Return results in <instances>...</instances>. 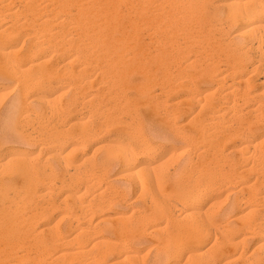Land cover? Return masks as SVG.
Instances as JSON below:
<instances>
[{
	"label": "bare ground",
	"instance_id": "1",
	"mask_svg": "<svg viewBox=\"0 0 264 264\" xmlns=\"http://www.w3.org/2000/svg\"><path fill=\"white\" fill-rule=\"evenodd\" d=\"M15 3L18 5V7L17 6L13 7L14 5H12V4H15ZM19 11H21V13ZM18 12L20 13V15L22 14V12L25 15L23 14L24 21L16 24L13 21L14 20H16L15 22L18 21L17 17H19V16L16 15V14H19ZM26 15H27V17H29L28 22L26 20L27 18L25 19ZM14 17H15V19H13ZM5 18L6 19L10 18L9 20H13V21L5 20ZM19 18H21V17H19ZM222 19H225L226 24L227 23H232V24L238 23V25H239L237 30H235L233 33L232 32L230 33V37L228 35H226V40H227V37L229 38V42L227 41L228 43H230V44L234 43V42L236 43L237 40L239 41L240 38H242L245 40L244 46L246 44L247 45L259 44L261 46V49H260V46H258V45H256V46H258L259 48L255 47L259 50V52L256 51L258 53V54H255V55H257V59L254 62H252L253 64H250L249 66L247 65L248 67H245L246 64L244 66H243L244 63L242 64L243 57H237V58H234L233 62H230L231 63L230 67L228 66V65H230V63L229 64L226 63L227 64L226 66H228L229 68L225 69L224 67H222L220 69V67L219 68L216 67V65L219 64V63H217V62H219V60L216 57H214L212 54V56L218 60L217 62L212 61L215 59L211 58L212 59L211 62L202 65L203 67L206 66L205 68H203L202 66H199L201 68L198 67V69H197L196 68L197 66L195 67V69H196L195 71L198 72V70H199L198 73L186 74L187 73L186 72L182 75L180 74L181 75L180 78L176 76V78H174V81L171 80V78H173L174 76L172 77L168 74L170 76V78H169L165 72V70L169 69V67L166 69V65H167L166 63L167 62L166 63L161 62V58H162V61L166 60V59L165 60L163 59V54L166 52V50H168V49L170 50V48H169L170 45L168 47H166V44H168V43L170 44V42L174 43L173 41L177 42L176 39L180 38L179 36H182L181 39L185 38L188 41V38H187L188 34L186 36H184V33H185L184 30H186V33L187 32L190 33L189 31L192 28L197 29L198 33L196 32L197 30L196 31L194 30L196 33L192 31L189 35H191V37L193 39H195L196 37L201 38V36L197 35V34H199V32H201V30L199 31V29L202 28L201 26L206 27V24L211 25V26H213V25H215V26L219 25L220 26V24H221L220 21ZM21 20H23V19H21ZM24 22L27 23V27L29 24L35 28L30 27L33 30H31L30 28H27V29H30V32L26 31L25 37L23 38L24 40L21 43L24 45L26 42V43H28L27 44L28 46H26L25 49H22L23 45L21 46V48L17 47L18 49H14L15 47L13 48V46H12L13 44L11 45V43L7 42V40L10 37V35H13L12 33L14 31H16V33H15L16 35L18 32H21V31L17 30V28L20 27L19 29L21 30L22 25H24ZM13 23H14V26H13ZM54 26L59 27V29L53 30L52 28ZM187 27H190L191 29L187 28ZM221 27H223V26L221 25ZM10 28H11V30H10ZM12 28L16 29V30H14L12 32V30H13ZM24 28L26 29L25 26L23 27V29ZM216 28H217V26H216ZM225 28L227 29L226 32L229 31L227 27H225ZM144 29H147L148 31H147V34L143 35ZM202 29H204V28H202ZM213 29H215V28H213ZM217 29H220V27ZM223 29H224V27L222 28V30ZM181 30H182V32H181ZM178 31L180 33H178V36H177L176 34ZM183 31H184V33H183ZM204 31L205 30H203V33L202 34L200 33V34L201 35L206 34V32H204ZM181 33H183V34L181 35ZM212 34H213V32H211V35ZM226 34H228V33H226ZM145 35H146V38H145ZM217 35H219V34H217ZM220 35H219V37H220ZM222 35H223V32H222ZM183 36H184V38H183ZM58 37H59V39H57ZM191 37L189 39L193 42ZM197 38H196V40L199 39V38L198 39ZM211 38H213V37H211ZM215 38H216V36H215ZM224 38H222V40ZM216 39H213V40L216 41ZM50 40H54V41H52V43L57 42L58 40H60V42H61V43H57L56 45H58V46L60 45V46L57 49L53 48L55 50L51 51V52H49L48 50L45 49L47 44L49 45V43L51 42ZM220 40L221 39L219 38V41ZM8 41H10V40H8ZM71 41H77L78 44L80 42L81 46L83 43V44H85L86 47L83 45L84 47L81 48V46H80L79 48H81L82 50L77 49L78 51H76V52L73 51V52H75L73 54L68 55L66 53L67 56L66 57H65V55L63 56V57H65V63L63 65H65V64H67V65L72 64L73 65V63L76 64V62L74 60L78 59L79 57L80 58L84 57L82 59V61H83L85 58H87V56L89 58V56L94 54V53L101 54L102 57L98 58V59L102 58L101 59L102 62L101 61L100 62L110 64L109 67H111V69L109 68L107 70L108 67L106 66V71L109 73H112L113 75L118 76L119 79L121 78L122 82L124 80L123 78H125V77L128 78V76H127L128 74L130 75L131 73H135V72H136V75L140 74L139 76L143 79L144 83L143 82L142 83L137 82L138 84H135L134 87H133V85L132 86L129 85L130 87H132L131 89L134 88L135 91L134 90L133 91L135 92L134 94L137 97L138 96L139 97H143V96L148 97L149 96L148 93H151V92H147V91H150L151 87H150V89L146 88L149 86L147 84V83H149L148 80L153 79V82H155L154 80H156V79H154V77H152V76H153V74H155L156 71L160 70L162 74H165V76L167 75L164 80L166 82L170 80V82H169V84H168V82L166 83L167 86L164 85L165 83L162 84L166 87L160 88L159 92H158V90L156 91L158 93L157 94L158 96H159V93H163L162 95H164V93H168V92L171 93L172 90H173V93H175L174 90L176 88H178V89H176V91L179 90V88H181V89L183 88L184 94H182V97H183L182 100L185 103L192 104V105L195 104L196 106H198V108H202L204 105H207L206 107L208 108V110L206 111V113L203 116H200L201 114L199 115V112L201 111V110H199V111L195 112L193 115H191L190 117H188L187 120L185 121L184 125L187 127H189V126L193 127L191 129L195 131L194 134L192 132L191 133L192 135H190V136L188 135V142H186L185 145L188 143L190 145H192L193 143L197 144L196 142H198V144H200L202 142L201 144L203 145V143L205 142L204 140H206L205 139L206 137H207V139L213 138V137H209V135H211V134H209L207 132L208 130L206 131L207 133L204 132L206 129L213 127V126H210V124H214V123L216 124L218 122L217 125H215L217 127L214 126L217 129L219 127L218 124L220 125L218 119L221 118L222 114L227 112L229 109H232L233 105H234L233 110H234V107H236V106L239 108V106H242V105L244 106V104L249 105V104L245 103L246 101L243 99L248 100L252 96H255V97L257 95L261 96L264 93V89L262 90L263 92L259 91L260 94L262 93L260 95V94H255V92L251 91L249 88L255 81L261 80L262 77L264 79L263 75L262 76L259 75L261 73L264 74V0H139V1H133V0H0V69H2L4 67L8 68V70H6V71H8V74L12 75L13 78H15L16 81H14V82H16V84L20 85L19 89L22 92V94L24 92V94L27 93L25 95H28V92L31 91L30 90L31 86L38 84V82L40 80L41 81H42V79L46 80L49 77H52V79H53L54 76H58L59 70L57 71L52 65H50L53 63L49 64L50 58H51V56L53 57L54 53H55L54 55H57V51H60L59 53L62 54L61 50L63 51L65 44L69 46V42H71ZM185 41L186 40H184V42ZM217 41H216V43H218ZM153 42L158 43L157 46L153 45V47L156 46L155 48H158V51L156 50V52H159V53H155V50H153L154 48L151 47L150 44H153ZM180 42H181V40H180ZM184 42H182V43H184ZM73 43L75 44L76 42H73ZM73 43H71V46H74V45H72ZM207 43L210 44V42H208V41H207ZM78 44L77 43L75 44L76 48L78 47L77 46ZM189 44L191 47H193L196 43L193 44V46L191 43H189ZM213 44H212V46H213ZM218 45H220V44H218ZM171 46H173V45H171ZM181 46L182 45H180L178 47H181ZM205 46L207 47V45H205ZM212 46H211V48L215 49V47H212ZM165 47L167 49H165ZM196 47H198V46H196ZM208 47H209V45H208ZM76 48L73 47V50H75ZM183 48H186V47L184 46ZM194 48H195V46H194ZM225 48H224V50H226ZM172 49L173 48L171 47V50ZM176 49L174 51H176ZM182 49L178 48L176 53L172 54V56L176 54V58H177V56L178 57L181 56V58H182V53L185 54V52H184L185 50L183 51ZM216 49H217V47H216ZM220 49H218V50L220 51ZM233 49H235V47ZM237 49H235V51ZM240 49H241V47H240ZM65 50L66 49H64V52H65ZM169 50L166 52L167 54H168V52L171 51V50L170 51ZM218 50L215 51V53L217 55H218V53L220 54V52H218ZM224 50L222 49L221 51H224ZM237 51H239V50H237ZM246 51H247V49H246ZM67 52H69V51H67ZM187 53H188V51H187ZM209 53L211 55V52H209ZM161 54H162V57H161ZM207 54L208 53H206V56H208ZM216 54H215V56H217ZM250 54H251V52H250ZM198 55H200V54H198ZM146 56L149 59L146 58V60H145L144 57H146ZM159 56H160V58H159ZM164 56H165V54H164ZM168 56H171V54ZM220 56H222V55H220ZM246 56H249V55H246ZM218 57H219V55H218ZM172 58H175V57L173 56ZM203 58L205 59V55ZM223 58H224V56H223ZM225 58H226V55H225ZM254 58H256V57H254ZM62 59H64V58H62ZM95 59H96V57H95ZM98 59H96V61ZM168 59L169 58H167L166 61H168ZM78 60H80V59H78ZM88 60H90V59H88ZM174 60H177V59H174ZM178 60H180V59H178ZM184 60H183V62H186V60L185 61ZM194 60L196 61L195 58H194ZM208 60H209V58H208ZM72 61H74V62H72ZM82 61H81V63H82ZM193 61H189V62L187 61L188 63L186 62V66L188 67L189 64L191 65L193 63ZM220 61H222V59ZM168 62L170 63V61H168ZM171 62H172V60H171ZM179 62H181V61H178V63L174 64V66H172V67H174V69H175L176 65L180 64ZM223 62H222V64H223ZM226 62H228V61H226ZM173 63H175V61ZM195 63L198 64L197 62H195ZM201 63H203V62H201ZM162 64H166L165 67ZM182 64L183 63L181 62L180 67L178 65V67L180 69H181ZM184 64H183V66H184L183 68H185ZM69 65H68V68H70ZM192 66H194V64H192ZM213 66L215 67L216 70L214 69ZM102 67H104V66H102ZM172 67H170V68H172ZM212 67L214 70H212ZM243 67L247 68V70L248 69L250 70L248 74L246 72L247 75L246 74L243 75L241 73L242 70L240 71V69H242ZM65 68L66 67H64V69ZM76 68H77V66H76ZM79 68L77 71L76 70L71 71V69H72L71 68L69 70V73L67 70H65V71H67L66 72L67 75H70L74 78L71 82V85L74 86V88L77 84L80 85V86L77 85L78 88H81V86H84V85H92V82L95 78L93 80L90 78V75H91L90 72L93 69H96L98 71V75L102 73V75H103L102 77H104V75L105 76L109 75V73L106 74L107 72L105 70L104 71L106 73L102 72L101 70L103 68L101 69L100 66L95 67V65H93V67L91 68V71H88L90 68L87 69V68L82 67L83 69H86L90 75L87 74L88 72H84V70L79 69ZM186 69L187 68H185V71H186ZM1 71L3 72V70H0V73H1ZM97 71H96V73H97ZM181 71L184 72V70H181ZM243 71H244V69H243ZM64 72H62V73L60 72V74H62V75L66 74ZM99 72H101V73H99ZM233 72H234V74H232ZM256 72L258 74L256 76H254L253 74H255ZM92 73L96 74L94 72V70L92 71ZM179 73H182V72H179ZM230 74H232V76H230ZM113 75H111V76H113ZM233 75H235V76L233 77ZM70 76H67V78L71 79L72 77L70 78ZM96 76H97V74H96ZM9 77H11V76H9ZM94 77H95V75H94ZM163 77H161V79ZM127 78H125V79H127ZM141 78H140V81H141ZM167 78H169V80H167ZM146 79H148L147 83L145 81ZM164 80L162 79V81H164ZM199 80L211 82V85H207L206 87H204V89H201L196 84L197 81H199ZM124 82L126 85H128V83H129L125 80H124ZM149 84L151 85V83H149ZM154 84L156 85V83H154ZM159 84H161V83H159ZM258 84H255V85L258 86ZM106 86H107L106 91L109 88H111L110 90L112 91V89H113L112 87H114V89H115V86H113L110 82H109V84L106 83ZM159 86H161V85H159ZM117 87H119V86H117ZM117 87H116V89H117ZM128 87H126V89ZM130 87L128 88V90L130 89ZM58 88L59 87L57 86L56 89L54 90V92L56 90H58ZM74 88H73V90L76 89V88L75 89ZM86 88L87 87H85V89ZM252 88H254V87H252ZM27 89H29L30 91H28ZM26 90L28 92H26ZM34 90H35V88H34ZM110 90H108L109 91L108 94L111 93ZM76 91L77 90H75V92ZM120 93H121V91H120ZM236 93H238V97H235ZM106 94L107 93H105V95ZM230 94H231V96L233 95L231 102L224 98L227 102H225V100H224V104H222L223 97L224 96L226 97V95H230ZM162 95L160 94V96H159L160 98L158 96L157 97L159 99H161V101H163V103H166V102H164L165 99H162V97H163ZM59 96L61 99V95L60 94L58 95L57 93H54V94L53 93L52 94H42V93L32 94L31 93L30 94V101L39 102L42 106H43V104H47L49 107V104H51V103L54 104V102H58L57 98ZM74 96H75V94H74ZM120 96L123 98H126V96H123V94ZM215 96H217V97L220 96L219 99H221V98L222 99L219 101H222V102L220 103L218 101L217 105L212 104L211 100L213 101L214 99L217 98V97L214 98ZM23 97H25V96H23ZM92 97L93 96H90V98H92ZM90 98L88 99L89 100L88 103H90V101L93 99V98L92 99H90ZM104 98H107V96H104ZM128 98H130V97H128ZM148 98H151V97H148ZM212 98H214V99H212ZM60 99L58 98V100H60ZM77 99H78V96H77L76 100ZM97 99H96V102H97ZM120 99H118V100L120 101ZM152 100L154 101V98H151V101ZM156 100H157V98H156ZM237 100L238 101L243 100L244 102L243 101L242 102L244 104L243 103L240 104V102H238ZM16 101H18V100H16ZM85 101H87V100H85ZM128 101H130V100H128ZM128 101L126 102V100H125L126 103H130ZM147 101H148V99H147ZM27 102H29V101H27ZM70 102H72V101H70ZM74 102L77 103V101H75V100H74ZM101 102H102V99H101ZM140 102H141V99H140ZM148 102H150V100ZM235 102L239 103L240 105H237ZM256 102H258V101H256ZM260 102H258V103H260ZM14 103H16V102H14ZM107 103H108V101H107ZM110 103H112V102H110ZM126 103H125V105H126ZM143 103H141V104H143ZM163 103H161V104H163ZM21 104L23 105L24 103H21ZM78 104H80V103H78ZM81 104H82V102H81ZM150 104H152L153 107L155 105L151 102H150ZM88 105H93V104L90 103ZM109 105H111V104H109ZM112 105H115V103ZM117 105L118 104H116V106ZM128 105H126V106H128ZM195 105H194V107H195ZM121 106H123V105H121ZM135 106H136V104L134 105V108H136ZM188 106H189L188 109H190L191 106L190 105H188ZM243 106H242V108H243ZM254 106L251 108H248V110H244L246 108L242 109L241 107H240V109H242L241 111L244 110L245 113H249V115L253 114L251 117L255 116V118H257V120H258V118H259L258 115L260 114L258 112L261 109H263L262 112L264 111V104H259V105L257 104V106H255V107ZM258 106H260L262 108H260V107L258 108ZM13 107H15V106H13ZM64 107H68V106L66 105ZM74 107H76V106H74ZM111 107H113V106H111ZM128 107L129 108L132 107L130 109H133V106H128ZM24 108H25V106H24ZM61 109H63V108H61ZM130 109H128V110H130ZM133 110H130V111H133ZM136 111H137V109H136ZM171 111H173V110H171ZM231 111L232 110H230V112ZM177 112H178V110H177ZM180 112H178V113H180ZM262 112H261V116H262ZM172 113H174V111ZM237 113H239V112H237ZM132 114H134V113L132 112ZM134 115H132V117H135ZM229 115H228V117H229ZM231 115H233V113ZM238 115H240V114H238ZM136 117H138V115ZM176 117H179V116H176ZM232 117H234V116H232ZM238 117H241V116H238ZM76 121H77V119H76ZM121 121L123 124L124 121L122 119H121ZM121 121H120V123H121ZM137 121H136L137 125H139L138 123L142 122L141 120H139L140 122L137 123ZM235 121L236 120H234V122ZM240 121H242V120L240 119ZM248 121H249V119H248ZM250 121H252V120L250 119ZM83 122H85V121H83ZM220 122H223V121H220ZM125 123H126V121H125ZM131 123L132 122H130V124ZM231 123H230V126H231ZM246 123L247 122H245V124ZM248 123L253 125V122H248ZM75 124L77 125L76 122H75ZM134 124L132 123V125H134ZM256 124H258V121ZM70 125H71V123H70ZM181 125L184 126L183 124H181ZM252 125H250V128ZM254 125H255V123H254ZM83 126H84V124H83ZM85 126H84V128H82L81 126L78 127V129L80 127L83 129L81 131L79 130L80 133H78L79 134L78 138H79V136H81V137L84 136V139H85V136H86V138L88 137V134L85 133L87 131H84V130L89 126H86V128H85ZM126 126H127V124H126ZM206 126H208L209 128ZM134 127H133V129H134ZM222 127L224 128V126H222ZM226 128H224L223 130H225ZM211 130L212 129H210V132H211ZM218 131L219 130H217V132ZM234 131H236V130L233 129V132ZM233 132H232V134L230 132V134L231 135L234 134L236 136H238V135L242 136L239 133V130H238V133L237 132L233 133ZM178 133H179V130H178ZM92 134H94V132ZM176 134H177V132H176ZM228 134H229V132H228ZM245 134H243V135H245ZM64 136H66V135H64ZM228 136H225V137H228ZM236 136H232V137H236ZM69 137H71V136H69ZM75 137H77V136H75ZM89 137H91L90 134H89ZM89 137H88V139H90ZM78 140H77V138L71 137V139L68 141L70 143V146L68 149L69 153L73 152L75 154L76 152H82V147H80L81 145L79 146V145L75 144L76 142H79ZM145 140L144 139L139 140V143H137L138 149H140V151L142 150L144 152H149V154L150 153L154 154L155 152H157L155 147L151 145V142H147L148 141L147 139H145ZM219 140H220V138H219ZM223 140H225V139H223ZM81 141H83V140H81ZM199 141H201V142L199 143ZM213 141L215 142L217 140H213ZM221 141H222V139L220 141H217L215 143L216 145H214V147L212 146L213 148L210 146L211 149H209V151L210 152L211 151L212 152L218 151L217 154L221 153L222 151L218 148V146H220ZM136 142H138V141H136ZM206 142L204 143V145H207ZM226 142H228V141H226ZM221 144H223V143H221ZM240 144H241L242 148L245 149V151H244V153H240L239 154L240 156L238 155V158H241V157L245 158L243 156L244 154H251V153H256V154L258 153V154H261L262 156H264V152L260 150V147H261V146H259L260 143L258 144L257 142L254 141V139H252V138L251 139H244L243 141H241ZM182 145H184V144H182ZM209 145H213V144L209 143L208 146ZM114 147L116 149H118V152H116V151L115 152L118 153V156H120V158H121L120 160H122V162L123 161L126 162L127 159L129 158L128 155L130 156V154L134 150L131 147V145L127 144V143L126 144L116 143V144H114ZM207 148L208 147L205 146V148H203V149L207 150ZM224 148H225V143H224ZM193 149H194V147H193ZM209 151H207V153H205V150H204V153L208 154ZM219 151H221V152H219ZM136 152H137V150H136ZM230 152H236V151L231 147V149H229L228 153H230ZM176 153H175V150L172 149L167 153V155H165V157L164 156L162 158L159 157V159L157 157V159H158L157 165L158 166L164 165L171 158L173 159V156ZM201 153H202V150L199 154H201ZM53 154H51V155L52 156L56 155V154H54V155ZM74 154H72L71 156L75 157ZM107 154H108V156H106L105 158H103L101 160L100 165L98 166L99 168L96 170V172L95 173L93 172V174H96L95 175L96 177L93 179V181L98 183V180H100L99 181V183H100L101 181L104 180L106 187L109 185H113V183H114L113 180L116 179V177H111V176H110L111 178L106 177L107 173H105L106 172L105 170L108 168L107 166L109 165V163L113 162L112 159L114 158V156H112L113 158L110 157L112 154V151H111V153L108 152ZM66 155L68 156V153ZM48 157H49V155H48ZM251 157L255 158L254 156H251ZM50 158H52V157H50ZM151 158H153V157H151ZM28 159H30V157L28 158L27 153H25L24 151L12 150V151H8V152L0 155V172H2L4 169V171L2 172V173H4L7 170V168H10V169H8L9 171L8 170L6 171V172H8L6 174H9L6 176L9 177L11 175L12 176L14 175L17 177L16 180L10 181L8 183L0 182V264H149V263L150 264H170L168 262H166V263L163 262V260L174 257V255L176 253H179L178 251H179V249H181L180 247L182 245L184 246V243H186L188 241L195 240L198 237L200 238V236L202 234H205L206 231H212L213 230L214 233L217 232V234L219 233L218 235H221L224 232V230L230 229L232 224H233L231 222V220H232L231 219L230 221H227L224 223H219L216 227H214L211 225V223L209 221L200 220V219H202V218H200V215L202 212H200V210H199L200 208H199V206H197L198 203L195 204V202L200 199L203 192H206L207 189L210 187V185H208V182H206V181L203 182L201 180V177H204V176H200L201 174H199V175L197 174L198 176H196V175L194 176L195 172H194V174L192 172V175H190L191 170L189 172L190 174H186L184 168H180L176 165L175 166L172 165L171 169L174 170V178L168 184L165 185V181L163 180L164 178H162L161 175H158L159 177H155V175H153L154 177L151 178L150 180H148L147 184L149 185L150 192L149 193L145 192L146 194H149V195L147 196L145 194L146 196H144L145 198L143 199L144 200V210H145V207H146V210L139 213L136 221H134L135 222L134 225L128 224L126 226V224H127L126 223V224H124V227H121L117 224H112L110 217L102 215L101 217L97 218L94 221H92V219H93L92 217L88 218V220L86 221V224L84 226L80 227L79 222L81 223V221L77 222V220L79 218L77 219L76 217L75 218L73 217V215L76 214L75 213L76 211L73 212L75 214H71L70 210H69L70 212L68 213L67 210L65 209L66 210L65 212H67V213L62 215V219L59 218L61 220V222L64 218L66 219L65 222L63 223L65 225H61V222L59 223V220H58V223H55L54 225L49 226V224H47V222H46L47 220L45 221L44 218L47 215L48 210L50 209V208L48 209V206L51 205V207H52V204H50V203L53 201L50 200L51 202H49V203L46 202V205H43V206H36V203H37L36 202L35 206H34L33 205L34 203L30 204L32 198L34 197L35 200H37V197L39 196V200H40L41 197H44L47 194H49L50 190H52L55 186H58V185L65 184L66 186H70L71 184H73V182H76L78 180L77 178L80 175L77 177L72 176L73 178L68 176L63 181L49 180V181L44 183L45 185L41 186L38 183H40L44 179L43 180L40 179V177L36 174V172L34 170V168H35V167H33L34 165L31 166L29 164L31 160H28ZM130 159H131V157H130ZM57 160H58L59 165H61L64 168L65 172H67L69 174L74 173V175H76L75 174L76 171L79 172V170H80V168H78L79 164L77 165V163L75 164V163H72L69 161L67 162V161L63 160L62 158H58V157H57L56 161ZM72 160H73V158H72ZM188 160H190V159H188ZM147 161H149V160H147ZM170 161H169V164H170ZM128 162H127V164H129ZM7 166H10V167H7ZM37 166H38V164H37ZM197 166H196V168H197ZM202 166L204 167V164H202ZM187 167H189V165ZM203 167L201 168V165H199V168L197 169V173H203L202 171L205 170ZM196 168H195V170H194V168H192L193 171H196ZM251 168H252V166H251ZM81 169H82V167H81ZM171 169H169V170H171ZM242 170H246V172L250 171L249 169L247 170V168L246 169L244 168ZM89 171H91V170H89ZM238 171L242 172L241 170H238ZM237 172L235 175H237V176L240 175V172H238V174H237ZM83 174H82V177L84 176ZM261 174H263V173H261ZM243 176L244 175L241 174L240 177H243ZM84 177L86 178V175ZM89 177H91V176H89ZM259 177L260 176L258 175L257 178H259ZM87 178H88V175H87ZM91 179H92V177H91ZM146 179H147V177H146ZM235 179H236V177H235ZM260 179H261V177H260ZM206 180H208V177ZM168 181H170V180L168 179ZM255 181H256V179H255ZM87 183H86V185H87V187H89ZM97 183H96V185H97ZM134 183H135L134 186H136L140 191H142L143 189H145V187L148 186L145 183V181L142 179L141 180L136 179ZM234 183H232V184H234ZM239 183H240V185H239L238 190H241V189H244V191H245V189L248 190V193L247 194L245 193L246 195L243 197V198H246L245 200L248 199V201H250V199H256V198H259L261 196L259 194H261V191H263V190L258 192V191H256L255 188L261 187L262 185H264V183L261 185L260 181H259L258 185L256 187H254L256 182H254V186L251 182H249L247 180L242 181V182H240V180H239ZM37 184L41 187V189L36 188ZM93 184H94V182H93ZM259 184H260V186H259ZM86 185H85V188H86ZM99 186H101V185H99ZM107 188H109V187H107ZM66 189L69 191H66L65 196H66V198L69 197V199L72 201V202L70 201L71 202L70 205L71 206L73 205L72 209L73 208L77 209L80 214H81V211H83L82 214L89 213V212H92V213L96 212V210L98 211L101 208V206L103 204H105L102 202H101L102 204H99V202H98V204H96L97 203V201H96V203L94 205H91L94 201L92 203H86V201H81L79 199V195H78L79 190L77 188L72 189V188L67 187ZM234 190L235 189L233 186V189H231L228 194L234 193ZM238 190H236V191H238ZM102 191L103 190H99L97 193H95L93 198L94 197L97 198L98 196L100 197L102 193L103 194L106 193L105 189H104V192H102ZM208 191H209V189H208ZM107 192H109V190ZM109 195H111V194H109ZM203 195H205V193ZM262 197L264 198V196H262ZM93 198H92V200H93ZM95 198H94V200H96ZM106 198H107V196H106ZM115 198H116V195H115ZM153 198H155V200ZM103 199H104V197H103ZM48 200H49V198L47 200H42V201H48ZM61 200H63V199H61ZM64 200H66V199H64ZM260 200H264V199H262L260 197ZM101 201H102V198H101ZM107 201H108V199H107ZM111 201H112V199H111ZM115 201H116V199H115ZM115 201H113V202L115 203ZM123 202H124V200H123ZM258 202H260V201H258ZM65 203H66V201H65ZM161 203L165 204L170 209V211L169 212L167 211V209L165 208V205H164V207L161 206ZM30 205H33V207L31 208ZM105 206H106V204H105ZM51 209L53 210V208H51ZM103 210H104V208H103ZM102 211L100 209L99 212H101V214H102L103 213ZM105 212H106V210H105ZM134 212H132V213H134ZM79 213L77 214V217H78ZM115 213H116V211H115ZM99 214H96V215L98 216ZM48 215H49V213H48ZM163 215H170L171 220L172 219L175 220V218L177 220H179V219L180 220L181 219L189 220L186 218H195L193 220L195 222H194V224H193V222H191L193 224L192 225L193 227L190 224H188V226H186L187 224L185 222L186 225L184 227H180L178 229L174 228L175 230H173L171 233H168V234L163 235V233H162L163 236L161 235L160 239L159 238H158V240L156 239L157 241L153 245V251H154V249L157 250V253L155 250L156 255L153 256L150 261H147V259H144V257L146 255H148L147 252L151 251L152 249H148L146 252L140 253V251L138 249H134L133 247L130 248V246L128 247L127 246L128 245L127 240L129 241V239L125 240L120 235L122 233L124 235V232L128 231L129 235L127 234L128 235L127 238H129V236L131 234V237H133L132 239L135 240V238L139 237V235H142L140 233H142L143 231H140V227L144 226L143 224L148 223V222L151 223L150 228L148 230V233L149 234H155V235L160 234L161 232H164V231H162L163 226L161 227L159 225L157 218L158 217L160 218ZM202 216H204V215H202ZM128 217H129V215H128ZM83 218H85V217H83ZM115 218H114V220H115ZM120 218L123 219L124 217H120ZM130 218H128V219H130ZM117 219H119V217ZM122 219H121V221H123ZM207 219H208V217H207ZM38 220H40L42 222L43 226L41 228H39L38 230L35 228L33 229L34 222H37ZM81 220H82V218H81ZM191 220L192 219H190V221ZM234 220H237V219L233 218V222H234ZM40 221H38V222H40ZM119 221L120 220H118L117 222H119ZM125 221L127 222L128 220H125ZM43 222H45V223H43ZM76 222L78 223L79 226L76 225ZM182 222H184V221H182ZM253 223H255V222H253ZM82 224H83V220H82ZM120 224H122V223H120ZM166 224H168V222ZM174 224H173V226H174ZM62 226H64V227H62ZM122 226H123V224H122ZM175 226H177V225H175ZM251 226H252V224H251ZM260 227H262V226H260ZM63 228L67 229V230L62 231L61 229H63ZM248 230H249V227H248ZM249 232L250 231H248V233L243 232L244 233V235H243L244 240H245V238L248 239ZM91 233H96V234H94L95 235L94 240H92L93 242L90 245H86L88 242H91V240L88 241V238H89ZM148 233H146V234H148ZM143 235H144V233H143ZM155 237H157V236H155ZM220 237H222V236H220ZM219 243H220V241H219ZM221 243H223V242H221ZM231 244H233V243H231ZM225 245H226V242H225ZM183 246H182V248H183ZM259 246H260V248H262V247L264 248V241L261 242L259 244ZM214 248H215V246L213 247V250L210 249L211 251H213V253H212L213 255H214V253L220 254L223 251L222 248H217V249H214ZM260 248H259V250H260ZM259 250H258V252H259ZM181 251H183V249ZM260 251L262 252V250H260ZM252 252H254V251L252 250L250 252V254ZM200 254H198L199 257H200ZM226 254L227 253L225 252V255ZM248 256H249V254H248ZM248 256L245 257L244 259L248 260L249 259ZM238 257L241 258L242 256H240V255L237 257H235V255L226 256L225 257L226 260H225L224 264H229L233 261H236V259H238ZM261 257H263V256H261ZM201 258H203V257H201ZM246 258H248V259H246ZM241 259L244 260L243 257ZM73 260H75V261H73ZM185 260H187V259H185ZM177 262L178 261H173L171 264H178ZM204 264H206V262ZM210 264H214V261L210 262Z\"/></svg>",
	"mask_w": 264,
	"mask_h": 264
},
{
	"label": "rangeland",
	"instance_id": "2",
	"mask_svg": "<svg viewBox=\"0 0 264 264\" xmlns=\"http://www.w3.org/2000/svg\"><path fill=\"white\" fill-rule=\"evenodd\" d=\"M133 1H139V0H133ZM12 5H14L13 7H16V6L18 7V5L16 3L12 4ZM19 12L21 13V11H19ZM20 13L16 14L17 16L21 17V18L17 17V20H18L17 22H15L16 20H14V21L13 20H9L10 18L9 19L5 18V20L13 21L14 23L18 24V23L24 21V16H23L24 13L22 12V14H21L22 16L20 15ZM13 19H15V17ZM21 19H23V20H21ZM25 19L27 20V22L29 21L28 20L29 17H27V15L25 16ZM14 23H13V26H14ZM220 23H221L220 26L219 25H216V26H217V28L220 27L221 30L217 29L215 25H213L214 27L211 26V25H208V24H206V27L205 26L204 27L201 26L204 29H202L200 27L201 29H199V31L201 30V32H199V34H197V35L201 36V38L198 37L199 38L198 39L196 37L198 40H196L195 37H194L195 39H193L191 37V35H189L192 31L195 32L197 29H193L192 28L193 29L192 30L190 27H187V28L191 29L189 31L190 33H188V32L186 33V30H184V29L183 30L185 31L186 34L184 33V31H183V33H184V36H186L188 34L187 38H188L189 42L187 41V39L184 38V36H183L184 39H181L182 36H179L180 38L176 39L177 42L173 41L174 43L170 42V44L169 43L166 44V47H168L170 45L169 46L170 50H171V47L174 49L175 47L177 48L180 45H182L181 46L182 48L184 46L186 47V48H183V49L181 47H178V48L182 49L183 51L185 50L184 51L185 54L182 53V58H181V56H179L180 58L178 56L176 58V54L173 55L175 58H172L173 57L172 54L176 53L178 48L177 49L175 48L176 51H174L175 49L174 50L172 49L174 52L172 50L170 51L168 49L170 52H168V54H167L166 52L168 50H166V52L164 53L165 56L163 54V59L167 60V58H169L168 61H170V63L168 61H166V60L162 61V58H161V62L162 63H166L167 62L166 63L167 65L166 64H162V65L164 67L166 65V69L169 67V69L165 70L166 74L167 75L169 74L172 77L174 76L173 78H171V80L174 81V78H176V76L180 78V76L182 74L186 73V72H187L186 74L198 73L199 70H198V72L195 71L196 70L195 67L197 66L196 68L198 69L199 66H202L203 64L211 62V60L214 57H216L219 60V62H217L218 60L215 59V58H214L215 60H212V61H216L217 63H219V64L216 65V67L217 68L220 67V69L222 67H224L225 69L229 68L231 66L230 62H233L234 58H237V57H243L242 64L244 63L243 66L246 64L245 67H248L250 64H253L252 62H254L257 59V55H255V54H258L256 51L259 52V50L257 48H259L258 46H260V45L256 44V45H258V46H256V45L253 44L254 45L253 46V45H247L246 44L244 46V44H245L244 41L245 40L242 39V38H240L239 41L237 40L236 43L235 42L231 43V44L228 43L229 42V38L227 37V40H226V35H228L230 37V33L231 32L233 33L235 30H237L239 25H238V23H236V24L235 23H233V24L232 23H227L226 24L225 23V19H222L220 21ZM221 25L224 27L225 30L224 29L222 30L223 27H221ZM24 26L26 27V29L25 28L23 29ZM30 27H33V26L28 24V27H27V23L24 22V25H22L21 30L19 29L20 27L17 28V30L21 31V32L17 31L18 32L17 33L18 36L15 34L16 31H14L16 29L12 28L13 29L12 32L14 31L12 34L14 36L15 35L16 36L14 37L13 35H10V37L8 38V40H10V41L7 40V42L11 43V45L13 44L12 46H13V48L15 47L14 49H18L19 47L21 48V46L23 45L21 43L24 40L23 38L25 37V33H26V31L30 32V29H31ZM55 27L56 26H54L52 29L53 30H58L59 29V27H56L57 29ZM212 27L215 28V29H213ZM225 27H227L229 31L226 32L227 29ZM27 28H30V29H27ZM33 28H35V27H33ZM10 30H11V28H10ZM31 30H33V29H31ZM203 30H205L204 32H206V34L201 35L203 33ZM144 31H143V35L147 34L148 30L144 29ZM179 31L176 34L177 36H178V33H180ZM181 32H182V30H181ZM196 32L198 33V30ZM211 32H213L212 35H211ZM222 32H223V35H222ZM183 33H181V35ZM226 33H228V34H226ZM217 34H219V35L221 34L220 37ZM215 36H216L217 39L215 38ZM190 37L193 40V42L189 39ZM211 37H213V38H211ZM221 37L222 38L225 37V38L222 40ZM145 38H146V35H145ZM219 38L221 39L220 41H219ZM57 39H59V37ZM213 39H216V41L218 40L217 41L218 43H216V41L213 40ZM180 40H181V42H180ZM184 40H186L187 42L186 41L184 42ZM50 41H51L50 43L48 42L49 45L47 44V46L45 47V49L48 50L49 52L54 51L55 49H57L60 46V45L59 46L56 45L57 43H61L60 40H58L57 42H54L55 44L52 43V41H54V40H50ZM207 41L210 42V44L207 43ZM73 42H76L78 44L77 41H71V42H69V46L65 44V46H64V49H66L65 52H64V49H63V51L61 50L62 54L59 53L60 51H57V55H54L55 54L54 53L53 57L51 56V58H50L49 64L53 63L54 65L53 64H50V65H52L57 71L59 70L58 71V76H54L53 79H52V77H49L46 80L45 79H42V81L40 80L38 82V84H35L34 86H31L32 89L30 88V90L31 91L33 90L32 92L29 89H27V90L30 91V92H28L26 90V92H28V95H25L27 93L24 94V92L22 94V92L19 89L20 85L16 84V82H14V81H16L15 78H13L12 75L8 74V71H6V70H8L7 67H4L5 69L4 68L0 69V70H3V72L1 71V73H0V155L3 154V153H6L8 151H12V150L24 151L25 153H27L28 158L30 157V159H28V160H31L29 164L31 166L34 165L33 167H35L34 170H35L36 174L40 177L41 180L44 179L43 181H41L43 184L41 182L38 183L41 186L45 185L44 183L49 181V180L63 181L68 176L69 177H72V176L73 177H77L79 175L81 176V177L79 176L77 178L78 180L76 179L77 181L73 182V184H71L70 186H66L65 184L55 186L54 187L55 189L53 188L52 190H50L49 194H47L44 197H41L40 200H39V196L38 197L36 196L37 200H35L34 197L32 198L30 204L34 203L33 204L34 206H35L36 202H37L36 206H43V205H46V202L49 203V202L53 201V202L50 203V204H52V207H51L50 204H49L50 206H48V209L49 208L50 209L53 208V210L49 209L48 212H47V215L44 218L45 221L47 220L46 221L47 224H49V226H52L55 223H58V220H59V223H60L61 220L59 218L62 219V215H64L67 212L69 213L71 211L70 212L71 214H75L76 213L75 215H73L74 218L76 217L77 219L78 218L80 219V220L79 219L77 220V222L81 221V223L79 222L80 227L84 226L86 224V221L88 220V218L92 217L93 219L92 218L91 219H92V221H94L97 218L101 217L102 215L110 217L112 224H117V225H119L121 227H124V224H126V223H127L126 226L128 224L129 225L130 224L134 225L135 224L134 221H136L139 213H141L142 211L146 210V207H145V210H144V200L143 199L145 198L144 196H146V195L148 196L149 195V194H146L145 192H148V193L150 192L149 185L147 184L148 180L153 178L154 177L153 175H155V177H159L158 175H161V177L164 178L163 180L165 181V185L168 184L174 178V170L171 169L172 168L171 166L172 165H174V166L176 165V166H178L180 168H184L186 174H190L191 173L190 175H192V172H193V174L195 172L194 176L195 175L198 176L199 174H201L200 176H204V177H201V180L203 182H205V181L208 182V185H210V187L208 188L209 191H208V189H207V191L205 190L206 192H203V194L205 193V195L202 194L200 199L197 200L198 202L197 201L195 202V204L198 203L197 206H199V208H200L199 210H200V212H202L201 215H200V218H202V219H200V220L209 221L211 223V225L214 226V227H216L219 223H224V222L230 221L231 219H232L231 222L233 224H232L230 229L224 230V232L221 235H218L219 233L217 234V232H215L216 233L215 234L213 230L212 231H206L205 234H202L203 236L202 235L200 236V238L198 237L195 240L188 241V242L184 243V246L182 245L183 248H182V246L180 247L181 249H179V251H178L179 253H176L174 255V257H171V258L166 259V260L164 259L163 262H165V263L168 262L170 264L173 261H178L177 262L178 264H198V263L199 264L200 263L204 264L206 262V264H210V262L214 261V264H224V262L226 260L225 259L226 256L235 255V257H237V256L240 255L244 259L249 254V256H248L249 259L246 258L248 260H245V259L242 260L241 259L242 257L241 258L238 257V259H236V261H233V262H231L229 264H264V258H263L264 257V248L263 247L260 248V246H259V244L264 241V200H260V197L262 199H264L262 197V196H264V185H262L264 183V177H263L264 176V172H263L264 171V167H263L264 166V164H263L264 163V159H263L264 156H262L261 154H258V153L257 154L256 153H251V154H244L243 156L245 158H243V157L238 158V155L240 153H244V151H245V149L242 148V146L240 144L241 141H243L244 139H251V138L254 139L255 142H257L258 144L260 143L259 144V146H261L260 150L264 152V142H263L264 141V127H263L264 126V111L262 112L263 109L259 110L258 113H260V114L258 115V117H259L258 120H257V118H255V116L251 117L253 114L249 115V113H245L244 112V110H248V108L253 107L256 103L258 105L259 104H264V93L263 94L261 93L262 95L260 94V92L264 89V79H263V77L261 78V80H259L260 82L259 81H255L249 87L251 91L255 92V94H260L261 96H258V95L256 97L252 96V97H250V99L247 98L248 100L243 99V100L246 101L245 103H247L249 105L244 104L243 100H239V101L237 100L238 102H240V104L241 103L244 104V106L242 105L243 108H242V106H239V108H238L235 105L238 109L236 107H234V110H233V106H234L233 105L232 109H229L227 112L222 114L221 118L222 117L223 118L221 119L219 117L221 120L218 119L219 123H220V125L218 124V126H219L218 128L219 129L215 128V127H217L215 125H217L218 122L216 124L215 123L214 124H210V126H213L211 128L206 126L209 129L205 128L206 130L204 132H206L208 130L207 132L209 134H211V135H209V137H213L211 139L208 138L209 140L207 139V137L206 138L204 137L206 139V140H204L205 142L208 140L206 142L207 145H204V143H205L204 141H203L204 142L203 145L201 144L202 143L201 141H199V143L201 142L200 144H198V142H196L198 145L194 144V143L192 145H190L189 143L185 145V143L188 142V135L190 136V135H192L191 134L192 132H193V134L195 132L194 130L191 129L193 127H190L189 125H188L189 127H187V126L184 125L185 121L187 120L188 117H190L191 115H193L195 112H197L199 110H201L199 112V115L201 114L200 116H203L206 113V111L208 110V108L206 107L207 105H204L202 108H198V106H196L195 104H194L195 105V107H194V105H192V104L185 103L182 100V98H183L182 94H184V92H183L184 89L183 88L182 89L179 88V90H177V91H176V89H178V88H176L174 90L175 93H173V90H172L171 93L173 95L170 92L164 93V95H162L163 93H159V96L161 94L163 96V97L161 96L162 99H165L164 102H166V103H163V101H161V99H159L160 97L157 95L158 93L156 91L158 90V92H159L160 88L166 87L167 86V84H166L167 82L169 84L170 76L168 75L169 78H167V80H169V81L166 82L164 79L166 78L167 75L165 76V74H162L160 70L156 71L155 74H153V76H152V77H154V79H156V80H154L155 82H153V79H149V80L146 79L145 80L146 83L148 81H149V83H151V85L149 83H147L149 85L148 86L149 88L148 87H146V88L150 89V87H151L150 91H147V92H151V93H148L149 94L148 97L154 98V101L153 100L151 101V98H148L147 96H145V97L144 96L143 97H139L138 96L137 97L134 94L135 93L134 92L135 91L134 88L131 89L132 87H130L129 85H131V86L133 85V87H134L135 84H138L139 82L142 83L143 79L139 76L140 74L136 75V72L135 73H131L130 75L128 74L127 75L128 78L125 77L127 79L123 78L125 81L129 82L128 85H126L124 80L122 82L121 78L119 79L118 76L113 75L112 73H109V72L106 71V66L108 67L107 70L109 68L111 69V67H109L110 64L101 63L102 62L101 61L102 58L98 59L99 57H102L101 54L94 53V54L90 55L89 58L87 56V58H85L86 60L84 59L83 61H82V59L84 57H81V58L79 57L78 59H80V60H78V59L74 60L76 62V64L75 63H73V65L72 64H70V65L68 64L70 66V68H68L67 64L63 65L65 63V57L67 56V54L68 55L69 54H73L76 51H78L77 49L82 50L81 48L85 46V44H83V43H82V46H81V44L79 42V44L77 45L78 47L76 48V46H75L76 43L74 44ZM182 42H184V43H182ZM71 43H73L72 45H74V46H71ZM189 43H191L192 46H193V44L196 43L194 45L195 48H194V46L191 47ZM27 44L28 43L25 42V44L23 45L22 49H25L26 46H28ZM157 44L158 43H154L153 42V44H150V45H151V47H153V45L157 46ZM212 44H213V46H212ZM218 44H220V45H218ZM171 45H173V46H171ZM205 45H207V47ZM208 45H209L210 48L208 47ZM80 46H81V48H79ZM156 46H154L153 47L154 49L153 48L152 49L155 50V53H159V52H156V50L158 51V48H155ZM196 46H198V47H196ZM211 46L215 47V49L211 48ZM233 46L235 47V49L238 48L237 50H239V51H237V50L235 51V49H233L234 48ZM73 47L76 48V49L73 50ZM166 47H165V49H167ZM216 47H217V49H216ZM240 47H241L242 50L240 49ZM255 47H257V48H255ZM53 48H55V49H53ZM224 48L226 50H224ZM218 49H220V51ZM222 49L225 52L221 51ZM246 49H247V51H246ZM260 49H261V46H260ZM217 50H218V52H220V54L217 52L219 57L215 53V51H217ZM67 51H69V52H67ZM73 51H75V52H73ZM187 51H188L189 54L187 53ZM209 52H211V55H210ZM250 52H251V54H250ZM169 53L171 54V56H168V55H170ZM206 53H208L207 55L209 57L206 56ZM196 54L197 55L200 54V55L197 56ZM212 54H213L214 57L212 56ZM215 54L217 56H215ZM64 55H65V57H63ZM204 55H205V59L206 60L203 58ZM220 55H222V56H220ZM225 55H226V58H225ZM246 55H249V56H246ZM223 56H224V58H223ZM253 56L256 57V58H254ZM95 57L99 61L98 60L96 61ZM161 57H162V54H161ZM196 57L197 58L199 57V58L197 59ZM62 58H64V59H62ZM144 58L146 60L147 56L144 57ZM159 58H160V56H159ZM194 58L196 59V61L194 60ZM208 58H209V60H208ZM220 58L222 59V61H220L221 60ZM88 59H90L91 61L88 60ZM147 59H149V58H147ZM174 59H177V60H174ZM178 59H180V60H178ZM184 59L186 60V62L194 60L193 63H192V64H194V66H192V64L191 65L189 64L188 65L189 68H188L186 66V62H183ZM171 60H172V62H171ZM173 60L175 61V63H173L174 62ZM74 61H72V62H74ZM81 61H82V63H81ZM178 61H181L183 64L185 63L184 64L185 68H187L186 71H185V68H183L184 67L183 64L181 65V69L179 68L181 62H179L180 64H178L179 67H178V65H176L175 69H174V67H172V66H174V64H177ZM226 61H228V62H226ZM195 62H197L198 64H196ZM201 62H203V63H201ZM222 62H223V64H222ZM226 63L227 64L230 63V65H228L229 67L226 66L227 65ZM93 65H95V67L100 66L101 69L103 68L101 70L102 72H104V73L107 72L106 74L109 73V75L111 74L113 76H111V75L110 76L109 75L105 76L104 75V77H102L103 75H102L101 72H99L101 74L98 75V71L96 69H93L95 73L97 71V73H96L97 76H96V74L92 73L93 70L91 71V68L93 67ZM76 66H77V68H76ZM102 66H104V67H102ZM64 67H66L67 69L66 68L64 69ZM82 67L83 68H87V69L90 68L88 71H91L90 73H91L92 76L89 74V72L86 69H83ZM170 67H172V68H170ZM205 67H203V68H205ZM213 67H212V70L215 69V67H214V69H213ZM78 68L84 70V72H88L87 74L90 75V78L92 80L95 78L93 80V82H92V85H84V86H81V88H78V86H80V85L77 84L78 86L77 85L75 86L76 89L74 88V86L71 85V82H72V80L74 78L72 76H70V75H67L66 72L68 71V73H69L70 69H71V71L72 70H76L77 71ZM199 68H201V67H199ZM243 69H244V71H243ZM65 70H67V71H65ZM181 70H184V72L181 71ZM240 71H241V73L243 75H245L246 72L248 74L250 70L249 69L247 70V68L243 67L242 69H240ZM60 72L61 73L64 72L66 74L62 75V74H60ZM179 72H182V73H179ZM257 72L255 74H253V75L256 76L258 74ZM232 74H234V72ZM232 74H230V76H232ZM66 75L70 76V78L71 77L72 78L69 79V78H67ZM94 75H95V77H94ZM259 75L260 76H262V75L264 76L263 73H261ZM9 76H11V77H9ZM234 76L235 75H233V77ZM161 77H163L162 79L164 81H162ZM140 78H141V81H140ZM109 82L113 86H115V89H114V87H112L114 90L112 89V91H111L110 90L111 88H109V89L107 88L111 92V93L108 94L109 91L108 90L106 91V87H107L106 83L109 84ZM154 83H156V85ZM159 83H161V84H159ZM162 84H164L166 86H164ZM196 84L201 89H204V87H206L207 85H211V82L204 81V80H199V81H197ZM255 84H258V86L255 85ZM157 85L158 86L161 85V86L158 87ZM57 86L59 88H58V90H56L54 92V90L56 89ZM117 86H119V87H117ZM128 86L130 87L131 90L130 89L128 90V88H129ZM85 87H87V88L85 89ZM116 87H117V89L119 91L116 89ZM126 87H128V88L126 89ZM252 87H254V88H252ZM34 88H35V90H34ZM73 88L75 90H77L76 91L77 93L75 92V90H73ZM120 91H121V93H120ZM72 92L75 94L76 97L74 96V94ZM29 93L30 94L31 93L32 94H34V93L35 94L36 93H42V94H52V93L54 94V93H57L58 95L59 94L61 95V99H60V96H59L58 98L60 100H58V98H57L58 102H54V104H52V103L49 104V107H48L47 104H43V106H42L39 102L30 101V94ZM105 93H107V94L105 95ZM122 94H123V96H126L127 99L121 97L120 95H122ZM23 96H25L26 98L23 97ZM77 96H78V99L76 100ZM90 96H93L92 98L94 100L92 98H90ZM104 96H107V98H104ZM128 97H130V98H128ZM155 97L157 98V100H156ZM216 97L217 96H215L214 98H216ZM219 97L220 96H218L216 99L212 98L215 101L211 100V103L217 105L218 101L222 99V98L219 99ZM235 97H238V93L235 94ZM89 98L93 100V101L92 100L90 101V103L93 104V105H88V104H90V103H88L89 102V100H88ZM224 98L231 102V100L233 98V95L232 96H231V94L230 95H226V97L224 96L223 99H222L223 102L222 101H219V102L220 103L222 102V104H224V100H225ZM96 99H97L98 103L96 102ZM101 99H102V102H101ZM118 99H120V101ZM140 99H141V102H140ZM147 99H148V101L150 100V102L155 104L156 106L154 105V107H153V105L150 104V102H148ZM16 100H18V101H16ZM74 100L77 101V103L74 102ZM85 100H87V101H85ZM125 100H126V102L128 100H130V101H128L130 103H126ZM226 100H225V102H227ZM19 101L21 103H24V104L22 105ZM27 101H29V102H27ZM70 101H72V102H70ZM107 101H108V103H107ZM159 101L161 103H163V104H161ZM256 101H258L260 103H258ZM14 102H16V103H14ZM81 102H82V104H81ZM110 102H112V103H110ZM124 102L126 103V105L129 104L128 106H133L134 110L130 109L132 107L129 108L128 106H126ZM78 103H80L81 105L78 104ZM114 103H115V105H112ZM141 103H143V104H141ZM109 104H111V105H109ZM116 104H118V105L116 106ZM120 104L123 105V106H121ZM135 104H136V106H135L136 108H134ZM236 104L240 105L239 103H236ZM257 104L255 106H257ZM66 105L69 108L68 107H64ZM188 105L191 106L190 109H188L189 108ZM13 106H15V107H13ZM24 106H25V108H24ZM74 106H76V107H74ZM111 106H113V107H111ZM240 107L242 109H244V108H246V109L241 111L242 109H240ZM259 107L260 106H258V108ZM61 108H63V109H61ZM260 108H262V107H260ZM128 109L133 110V111H130ZM136 109H137V111H136ZM171 110H173L175 114L172 113L173 111H171ZM177 110H178V112H180V111L181 112L178 113ZM230 110H232L231 112L233 113V115H231L232 113L230 112ZM260 111L262 112V116H261V112ZM132 112L134 114L136 113L139 118L136 117L137 116L136 114L135 115L132 114ZM237 112H239V113H237ZM238 114H240V115H238ZM132 115H134L135 117H132ZM228 115H229V117H228ZM176 116H179V117H176ZM232 116H234V117H232ZM238 116H241V117H238ZM76 119H77V121H76ZM121 119L124 121L123 124H122ZM240 119L242 121H240ZM248 119H249V121H248ZM250 119L252 121H250ZM139 120H141L142 122H140ZM234 120H236L235 121L236 123L234 122ZM256 120L258 121V124H256L257 123ZM83 121H85V122H83ZM120 121H121V123H120ZM125 121H126V123H125ZM136 121H137V123L140 122V123H138L139 125L136 124ZM220 121H223V122H220ZM75 122L77 123V125L75 124ZM130 122H132L133 124L135 123V124L132 125V123L130 124ZM245 122H247V123L245 124ZM248 122H253V125H254V123H255V125L253 126L252 124H249ZM70 123H71V125H70ZM230 123H231V126H230ZM83 124H84V126L85 125L89 126L87 128L85 126L86 129L84 131H87L85 133L88 134V137H89V134H90V136H91V137H89L90 139H88V137L86 138V136H85V139H84V136H82V137L79 136V138H78V135H79L78 133H80V131L83 130L82 128H84ZM126 124H127L128 127L126 126ZM181 124H183L184 126H182ZM221 125L224 126V128H226V127L227 128L225 130H223L224 128ZM250 125H252L251 128H250ZM79 126H81L82 128L80 127L78 129ZM132 126L133 127L135 126L134 129H133ZM127 129L128 130L130 129V130L128 131ZM210 129H212L211 132H210ZM233 129L236 130V131L233 132ZM178 130H179V133H178ZM217 130H219V131L217 132ZM238 130H239V133L242 136H240V135L236 136L234 134L231 135L232 132L233 133H235V132L238 133ZM93 132H94V134H92ZM176 132H177V134H176ZM228 132H229V134L231 132V134H230L231 136L228 134ZM73 134L75 136H77V137H75ZM243 134H245V135H243ZM64 135H66V136H64ZM69 136H71L72 138H77V140L79 139L78 140L79 142H76L75 144H77L79 146L81 145L80 147H82V152L83 153L82 152H76L74 154L73 152L72 153L68 152V149H69V146H70V143L68 141L71 139V137H69ZM223 136L224 137L228 136V137L224 138ZM232 136H236V137H232ZM219 138H220V140L222 139V141L220 142V146H218V148L223 153L221 151H219V152H221L219 154H217L218 151L217 152H212V151L210 152L209 151V149H211L210 146L214 147V145H216L215 143L217 141H220ZM140 139H142V140L143 139L144 140L147 139L148 140L147 142H151V145L155 147L157 152H155L154 154H151V153L149 154V152H144L142 150H141L142 151L141 152L140 149H138V147H137L138 146L137 143H139ZM223 139H225V140H223ZM81 140H83L84 142L81 141ZM135 140L138 141V142H136ZM213 140H217V141L214 142ZM226 141H228V142H226ZM116 143H119V144H126L127 143V144H130L131 147L134 149L132 151V153L130 154V156L128 155L129 158L127 159L126 162L125 161L122 162V160H120L121 159L120 156H118V153H116V152H118V149H116L114 147V144H116ZM209 143L213 144V145H209L208 146ZM221 143H223V144H221ZM224 143H225V148H224ZM182 144H184V145H182ZM205 146L208 147L207 150L203 149V148H205ZM193 147H194V149H193ZM231 147L237 153L236 152L228 153V151H229V149H231ZM172 149L175 150V153L177 152L176 153L177 155L175 154L173 156V159L171 158L170 159L171 161L169 160L171 165L169 164V161H168V162L165 163L166 165L164 164L162 166H158L157 165V161H158L159 157L160 158H162L163 156L165 157V155H167V153L170 150H172ZM136 150H137V152H136ZM201 150H202V153L199 154L201 152ZM204 150H205V153H207V151H209L208 154H205ZM111 151H112V154H111L110 157L114 156V158L112 157L113 158L112 159L113 162H110L111 164L109 163V165L107 166L108 168L105 170L106 171L105 173H107L106 174L107 178L111 176V177H116V179L113 180L114 181L113 185H109V186H107L109 188H107L106 185H105L104 180L101 181L100 183H99L100 180H98L99 184L97 182L93 181V179L96 177L95 176L96 174H93V172L94 173L96 172V170L99 168L98 166L100 165L101 160L103 158H105L106 156H108L107 153L108 152L111 153ZM53 153L56 154L57 156L54 155ZM67 153H68L69 157L66 155ZM51 154H53L55 157L52 156ZM72 154H74V156L76 158L72 157L71 156ZM48 155H49V157H48ZM251 156H254L255 158H252ZM50 157H52V158H50ZM57 157L58 158H62L63 160H65L67 162L69 161V162H72V163H75V164L77 163V165L79 164L78 165L79 166L78 168H80L79 172L76 171V173H75L76 175H74V173H72V174L70 173L69 174V173L65 172L64 168L61 165H59L58 160L56 161ZM130 157H131V159H130ZM151 157H153V158H151ZM157 157H158V159H157ZM72 158H73V160H72ZM188 159H190V160H188ZM147 160H149V161H147ZM127 162L129 164H127ZM37 164H38V166H37ZM202 164H204V167L202 166ZM188 165H189V167H187ZM199 165H201V168L203 167L205 169V170L202 171L203 173H197V169L199 168ZM196 166H197V168H196ZM251 166H252V168H251ZM7 167H10V166H7ZM81 167H82V169H81ZM192 168H194V170L196 168V171H193ZM244 168L245 169L247 168V170L249 169L250 171L246 172V170H242ZM8 169H10V168H7V170ZM169 169H171V170H169ZM89 170H91V171H89ZM190 170H191V172H190ZM238 170H241L242 172H240ZM3 171H4V169H3ZM6 171L4 173L0 172V182L8 183L10 181H13V180L17 179V177L14 176V175L13 176L11 175L9 177L6 176V175H9V174H6V173H8ZM237 171L240 172V175H238V176L235 175ZM238 172H237V174H238ZM261 173H263V174H261ZM82 174L84 176L86 175V178L84 176L82 177ZM241 174L244 175V176L240 177ZM87 175H88V178H87ZM258 175L261 177V179H260V177L257 178ZM89 176H91L92 179ZM146 177H147V179H146ZM207 177H208V180H206ZM235 177H236V179H235ZM136 179L137 180H141V179L144 180L145 183L148 186L145 187V189H143L142 191H140L136 186H134L135 185L134 182H135ZM168 179L170 181H168ZM255 179H256V181H255ZM239 180H240V182L247 180V181L251 182L253 184V186H254V182H256L254 187H256L258 185V182L260 181V184L262 186L261 187H257L258 189L257 188H255V189L258 192L263 190V191H261V194H259L261 196L259 198H256V199H250V201H248V199L245 200L246 198H243V197L248 193V190L247 189H245V191H244V189L238 190L239 189V185H240ZM93 182H94V184H93ZM86 183L88 184L89 187H87ZM96 183H97L98 186L99 185H101V186L98 187L96 185ZM232 183H234V184H232ZM38 184L36 185V188L41 189V187ZM260 184H259V186H260ZM85 185H86V188H85ZM233 186H234V189H235L234 193L228 194L229 191L231 189H233ZM67 187L72 188V189L77 188L79 190L78 191V193H79L78 195H79V199L81 201H86V203H92L94 201L91 205H94L96 203V201H97L96 204H98V202H99V204L105 203L106 206H105V204H103L101 206V208H100L101 211L104 208V210L102 211L103 213L101 214V212H99L100 211V209H99L98 211L96 210V212H93L95 215L92 212L82 214L83 211H81V214H80L77 209H74V208L72 209L73 205L72 206L70 205V203L72 201L69 199V197L66 198V196H65L66 195L65 194L66 191H69V190L66 189ZM104 189L106 190L105 191L106 193H104V194L102 193L104 196L101 194L100 197L99 196L98 197L96 196L97 198L94 197L96 199V200H94L93 196L95 195V193H97L99 190H103L102 192H104ZM108 190H109L110 193L107 192ZM236 190H238V191H236ZM109 194H111V195H109ZM115 195H116V198H115ZM106 196H107V198H106ZM91 197L93 198V200H92ZM103 197H104V199H103ZM48 198H49L48 201H42V200H47ZM101 198H102V201H101ZM121 198L124 200V202H123V200ZM61 199H63V200H61ZM64 199H66V200H64ZM107 199H108V201H107ZM111 199H112V201H111ZM115 199H116V201H115ZM153 199L155 200V198H153ZM65 201H66V203H65ZM113 201H115V203ZM258 201H260V202H258ZM33 205H30L31 208L33 207ZM164 205L165 204L161 203V206L164 207ZM165 208L167 209L168 212L170 211V209L166 205H165ZM65 209L67 210V212H65L66 211ZM105 210H106V212H105ZM115 211H116V213H115ZM73 212H75V213H73ZM77 212L79 213L78 217H77V214H78ZM130 212L131 213L134 212V213L131 214ZM48 213H49V215H48ZM96 214H99V215L97 216ZM128 215H129V217H128ZM202 215H204V216H202ZM79 216L80 217L82 216L81 218L83 220V224H82V220H81V218ZM117 216L119 217V219H117L118 218ZM169 216L170 215H163V216H161L162 218L161 217L157 218L158 219L157 221H158L159 225L161 227L163 226L162 227L163 230L162 229L161 230L164 231V232H161L160 234H156V235L155 234H149L148 230L150 228L151 223L148 222V223L143 224L144 226L140 227V231H143V232L140 233L142 235H139V237H137L138 239L135 238L136 241L134 239H132L133 237H131V234H130L129 238H127L128 235H129L128 231L127 232L125 231L124 235L122 233L120 236L123 239H125V240L129 239V241L127 240V244H128L127 246L128 247L130 246V248L133 247L134 249H138L140 251V253H144L148 249H152L151 251L147 252L148 255L145 254L146 256L144 257V259H147V261H150L151 258L153 256H155L156 253H157L156 249H154V251H153V245L156 243L158 238L160 239V236L162 235V233H163V235L164 234H168V233H171L176 228L178 229L180 227H184L186 224H187L186 226H188V224H190L192 226L194 224V222H195V221H193L195 218H186V219H189V220H185V219L184 220L183 219L177 220L175 218V220L172 219L173 220L172 221L171 220V216L170 217ZM83 217H85V218H83ZM120 217H124V218L122 219ZM207 217H208L209 220L207 219ZM114 218H115V220H114ZM128 218H130V219H128ZM233 218L237 219V220H234V222H233ZM121 219L123 221H121ZM190 219H192V220L190 221ZM65 220H66L65 218L62 220L61 225H65V224H63L65 222ZM118 220H120V221L117 222ZM125 220H128V221L126 222ZM38 221H40V220H38ZM38 221L34 222V226L32 225L33 229L35 228V229L38 230L39 228H41L43 226L42 222L41 221L38 222ZM182 221H184V222H182ZM77 222H76V225L79 226ZM167 222H168V224H166ZM185 222H186V224H185ZM191 222H193V224ZM253 222H255V223H253ZM43 223H45V222H43ZM120 223H122L123 226ZM173 224H174V226H173ZM251 224H252V226H251ZM175 225H177V226H175ZM260 226H262V227H260ZM62 227H64V226H62ZM248 227H249V230H248ZM61 230L65 231L67 229L63 228ZM248 231H250L248 239L245 238V240H244L243 235H244L245 232L248 233ZM143 233H144V235H143ZM146 233H148L149 235L146 234ZM94 234H96V233H91L90 234V236H89L90 239L88 238V241L91 240V242H88L86 245H90L93 242L92 240H94V236H95ZM155 236H157V237H155ZM220 236H222V237H220ZM219 241H220V243H219ZM221 242H223V243H221ZM225 242H226V245H225ZM231 243H233V244H231ZM212 246L213 247L215 246L214 249L222 248L223 249V251H222L223 254L222 253H220V254L219 253H217V254L214 253V255H213L212 254L213 251L210 250V249L213 250ZM259 248H260V250H262V252L259 250ZM182 249H183V251H181ZM155 250H156V253H155ZM252 250L254 252H252L250 254V252ZM258 250H259L260 253L258 252ZM225 252L227 253L226 255H225ZM198 254H200V257H199ZM261 256H263V257H261ZM201 257H203V258H201ZM185 259H187V260H185ZM73 261H75V260H73Z\"/></svg>",
	"mask_w": 264,
	"mask_h": 264
}]
</instances>
